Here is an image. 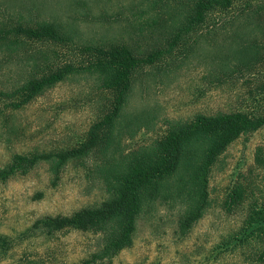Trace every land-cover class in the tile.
Masks as SVG:
<instances>
[{"label": "rangeland", "instance_id": "374dc122", "mask_svg": "<svg viewBox=\"0 0 264 264\" xmlns=\"http://www.w3.org/2000/svg\"><path fill=\"white\" fill-rule=\"evenodd\" d=\"M142 1L0 0V22L52 21L70 30L77 45L126 43L146 56L165 47L166 28L183 19L173 5L156 9V19L139 17ZM235 13L209 19L170 53L136 71L113 131L102 135L105 148L57 172L53 163L40 161L0 183V264H82L101 243L99 234L68 229L45 235L32 228L35 221L69 216L107 200L106 169L160 139L175 121L264 111V13ZM254 46L260 53L256 61ZM60 52L61 60H87L76 50ZM27 63L23 51L7 57L0 51V90L21 83L29 73ZM110 99L96 76L76 74L19 109L0 101V169L16 156L78 146L102 119ZM208 194L203 217L184 234L177 223L184 212L181 203H149L132 245L97 264H264V257L259 259L264 241L256 236L238 240L250 234L253 214L264 213V126L238 138L218 157L209 173Z\"/></svg>", "mask_w": 264, "mask_h": 264}, {"label": "trees", "instance_id": "16d2710c", "mask_svg": "<svg viewBox=\"0 0 264 264\" xmlns=\"http://www.w3.org/2000/svg\"><path fill=\"white\" fill-rule=\"evenodd\" d=\"M145 9L139 13L156 19L172 5L182 14L180 23L164 35L165 47L153 49L144 56L126 43L92 45L75 43L74 35L61 24L52 21L29 23L0 22V51L4 57L23 51L29 62L25 79L10 90H0V101L6 108L19 109L47 89L76 74L97 77L102 89L111 95L110 105L101 120L94 123L86 139L78 146L58 152L16 156L11 165L0 169V183L16 171L40 161L54 164V171L67 163L81 159L94 150L105 148L102 135L113 131L133 85L136 71L151 65L170 53L184 37L209 19L226 16H255L264 13V0L254 3L244 0H143ZM159 9L160 12L157 13ZM177 10V9H176ZM163 16V13H162ZM172 21V20H171ZM14 23V24H13ZM30 47L36 49L28 50ZM254 50V60L260 54ZM262 48V46H261ZM76 50L87 60H61V50ZM264 51V49H262ZM264 126V111L258 115L246 112L197 115L192 120L175 121L166 133L149 146L141 148L132 158H124L106 169L103 183L109 198L98 206L84 208L69 216H44L32 228L45 235L63 230L99 234L101 243L82 264L110 262L120 251L130 247L137 221L151 202L169 199L181 203L184 212L178 220L181 233H188L208 207V181L211 167L226 148L243 135ZM104 141V140H103ZM250 234L243 233L239 241L256 236L264 241V213H255L248 223ZM264 257L261 254L260 260Z\"/></svg>", "mask_w": 264, "mask_h": 264}]
</instances>
